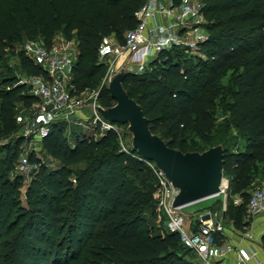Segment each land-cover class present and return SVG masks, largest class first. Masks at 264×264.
I'll use <instances>...</instances> for the list:
<instances>
[{
	"label": "trees",
	"instance_id": "obj_1",
	"mask_svg": "<svg viewBox=\"0 0 264 264\" xmlns=\"http://www.w3.org/2000/svg\"><path fill=\"white\" fill-rule=\"evenodd\" d=\"M201 1L208 19V39L200 45L206 59L192 69L185 67L177 48L163 52L149 66L164 82L150 78L142 84L127 72L123 87L142 108L151 132L155 134V127L164 130V137L158 136L169 147L201 153L220 145L223 177L231 193L244 201L253 183L264 180V0ZM146 2L30 0L24 5L14 0L13 15L0 14V49L32 28L50 46L60 31L67 40H77L73 94L97 91L107 71L98 59L104 38L114 35L123 42ZM20 65L33 76L45 77L25 54L20 55ZM226 75L228 83L223 85ZM98 92L101 107L115 105L106 87ZM18 102L30 108L38 98L15 77L2 78L0 139L17 130ZM217 109L224 114L220 122ZM42 148L60 168L46 171L41 161L29 157L39 167L40 187L29 195L31 210L21 226L20 221L6 223L12 212L6 199L5 221L0 222V242L4 236L11 241L6 264H189L184 254H194L183 247L178 234L164 231V218L157 227L147 220L146 214L152 221L158 218L156 175L133 148L130 154L120 150L116 133L77 138L70 147L64 128L56 124L42 139ZM20 151L19 142L6 149L10 165ZM2 164L0 159V180ZM73 172L75 183L69 179ZM20 179L11 192L19 188ZM248 198L234 209L231 224L237 230L250 224Z\"/></svg>",
	"mask_w": 264,
	"mask_h": 264
},
{
	"label": "built area",
	"instance_id": "obj_2",
	"mask_svg": "<svg viewBox=\"0 0 264 264\" xmlns=\"http://www.w3.org/2000/svg\"><path fill=\"white\" fill-rule=\"evenodd\" d=\"M207 39L203 6L199 2L175 4V0H147L137 13L136 26L125 33L123 42L101 45L98 59L107 66L103 81L125 70L127 64L148 66L163 52H171L183 44L200 46ZM24 53L45 73V77L35 76L31 89L38 101L48 108L49 116L81 115L82 109L88 107L94 136L102 137L109 132L121 134L124 124L112 123L96 111L101 107L97 102L98 91L89 92L86 99L81 98L84 93L73 94L71 81L78 55L77 45L70 40L55 46H47L43 41L29 42ZM87 99H92V103L85 104ZM49 131L45 125L38 126L34 135L42 140ZM20 152L16 167L21 174L38 167L31 165L29 156ZM146 163L157 178L154 193L157 222L160 223L163 217L164 231L179 235L183 247L194 254V264H264V245L254 233L237 230L232 225L227 228L223 221L224 212L219 215L208 208L187 212L186 206L174 207L178 190L154 163ZM223 192L224 180L217 195ZM246 206L250 224L256 218L264 217V189H252ZM206 215L209 218L203 219Z\"/></svg>",
	"mask_w": 264,
	"mask_h": 264
},
{
	"label": "rangeland",
	"instance_id": "obj_3",
	"mask_svg": "<svg viewBox=\"0 0 264 264\" xmlns=\"http://www.w3.org/2000/svg\"><path fill=\"white\" fill-rule=\"evenodd\" d=\"M24 5H29L30 0H22ZM186 2H199L202 6L204 2L201 0H182ZM13 3L14 0H0V14L4 17H11L13 15ZM208 23V19L205 18V24ZM22 38L15 42H5L0 49V80L4 77L13 76L18 80L19 85H25L28 93L32 94L31 83L34 81L35 76L29 74L24 70L20 65V55L24 53V47L29 42H39L42 41L40 33L36 30L29 29L26 33L23 31L19 32ZM27 33H30L28 35ZM107 38V37H106ZM106 38L103 40V43H106ZM67 41L63 34L58 31L55 33L50 46L62 45ZM75 45H77L76 38L71 39ZM179 57L184 63L185 67L194 68V66L199 61H204L206 57L203 54L200 46L191 47L189 45H181L178 48ZM126 72L133 75L136 79L142 80V84H146L148 79L157 78L159 80L165 81L159 72L152 70L151 66H137L134 64H127ZM229 75L222 77L221 84L226 85L228 83ZM109 78L105 81H101L97 91H101L104 87L108 89ZM89 92H85L81 95L82 99L88 97ZM33 95V94H32ZM92 103V99H87L85 104ZM44 110V111H43ZM48 108L44 107L39 101L32 105L30 108H25L22 103L18 102L15 107V117L17 130L10 137L0 139V159L2 160V179L0 180V222L5 221V202L6 199H10L12 204V212L6 223L20 221V226L23 221L26 219L28 212L31 210L29 204L30 198L29 195L32 192V189L40 187V174L39 167L33 169L30 173L21 174L17 170L18 159L11 163L5 158L6 149L10 150L16 142L20 143L22 154L33 157L41 161L46 171L56 172L60 168V163L58 160L50 157L47 153L44 152L42 148V140L36 137L34 134L38 126H47L51 128L53 125H61L64 128V134L66 137V142L70 147H74L75 140L77 138H92L98 139V136H94L92 130L90 129V110L88 107L82 109L81 115H68L66 118L63 116L60 117H51L48 113ZM216 114H218L217 121L220 122L223 120L224 114L221 112V109H217ZM155 134L161 135L164 137V130L160 127H155L153 129ZM131 134L128 131V125L124 124L121 134L118 136L120 150L124 153L130 154L132 145H131ZM165 140L168 141V138L165 136ZM239 144L243 146L244 142L239 140ZM21 153V152H20ZM34 165V163H31ZM37 165V164H36ZM82 166H78L76 169H80ZM74 169V171L76 170ZM17 177H20V186L14 192H11V187L14 185ZM60 175L57 176V178ZM69 179L75 183L76 176L73 174ZM254 188L264 189V180H256L249 192ZM157 190V188H156ZM156 192V191H155ZM154 192V193H155ZM215 196V195H214ZM153 198L156 201L154 194ZM210 198V197H209ZM248 198V197H247ZM246 198V200H247ZM241 199L231 193V190L228 188V182L224 179V192L218 195L217 197H211L210 199L206 198L204 200L190 204L185 208L187 212L194 211H203L205 208L212 209L217 212L219 215L224 212L223 221L227 228H231L232 218L234 209L241 204ZM146 218L150 224L157 227L159 224L157 221H152L149 218V215L146 214ZM19 226V227H20ZM244 232H252L255 234L257 240H260L262 245H264V219H257L254 223L249 224L247 230ZM12 236V235H11ZM11 241L9 237H3L0 242V264H6L8 261L9 255V246ZM184 260L189 264H194L195 258L190 252H185Z\"/></svg>",
	"mask_w": 264,
	"mask_h": 264
},
{
	"label": "water",
	"instance_id": "obj_4",
	"mask_svg": "<svg viewBox=\"0 0 264 264\" xmlns=\"http://www.w3.org/2000/svg\"><path fill=\"white\" fill-rule=\"evenodd\" d=\"M127 72L123 69L109 80L108 91L115 105L97 107L96 111L112 123L127 124L132 148L143 160L162 171L178 190L174 207H182L218 194L223 183L224 150L218 145L204 152H186L169 147L153 134L140 105L123 87ZM206 215L203 219H208Z\"/></svg>",
	"mask_w": 264,
	"mask_h": 264
},
{
	"label": "crops",
	"instance_id": "obj_5",
	"mask_svg": "<svg viewBox=\"0 0 264 264\" xmlns=\"http://www.w3.org/2000/svg\"><path fill=\"white\" fill-rule=\"evenodd\" d=\"M106 38V37H105ZM104 38V39H105ZM115 42H119L114 35H110V36H107L106 38V43H115ZM257 219H264V217H258L254 220V222L257 220ZM253 222V223H254Z\"/></svg>",
	"mask_w": 264,
	"mask_h": 264
},
{
	"label": "bare ground",
	"instance_id": "obj_6",
	"mask_svg": "<svg viewBox=\"0 0 264 264\" xmlns=\"http://www.w3.org/2000/svg\"><path fill=\"white\" fill-rule=\"evenodd\" d=\"M217 196H218V195L216 194L215 196H211V197H217ZM211 197H210V198H211ZM210 198H208V199H210Z\"/></svg>",
	"mask_w": 264,
	"mask_h": 264
}]
</instances>
